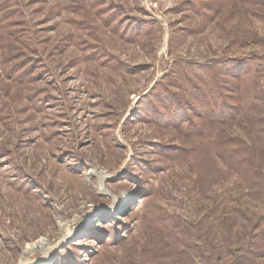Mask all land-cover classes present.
Wrapping results in <instances>:
<instances>
[{
    "label": "rangeland",
    "instance_id": "374dc122",
    "mask_svg": "<svg viewBox=\"0 0 264 264\" xmlns=\"http://www.w3.org/2000/svg\"><path fill=\"white\" fill-rule=\"evenodd\" d=\"M43 238L27 264H264V0H0V264Z\"/></svg>",
    "mask_w": 264,
    "mask_h": 264
},
{
    "label": "bare ground",
    "instance_id": "6f19581e",
    "mask_svg": "<svg viewBox=\"0 0 264 264\" xmlns=\"http://www.w3.org/2000/svg\"><path fill=\"white\" fill-rule=\"evenodd\" d=\"M94 171V170H93ZM98 173L97 172H91L90 176H97ZM104 181V178H100L99 180V184H98V188H96V192L100 195H106V193L102 190V183ZM127 205V201L122 202V203H118L115 205V208L110 210L106 215L107 216H112L114 213H119L123 208H125ZM96 213H92L89 216H87L86 220L84 221V223H77L76 221L72 223H68V224H63L61 222H58V228H59V232L61 234V238L59 240V245H64L66 243H68L69 241H71L72 239L78 237L79 233H81L86 227L92 225L95 220L97 219V214ZM52 250V245H50L48 243V241L46 239H38L37 241H35L32 244H27L24 248V250L22 251V255L20 257V262L21 264H27L30 260V257L33 254H37V252L47 254L49 251ZM35 254V255H36ZM41 256V255H40Z\"/></svg>",
    "mask_w": 264,
    "mask_h": 264
}]
</instances>
